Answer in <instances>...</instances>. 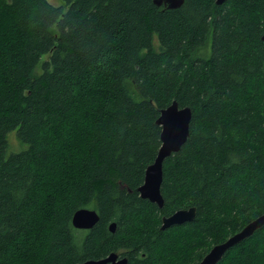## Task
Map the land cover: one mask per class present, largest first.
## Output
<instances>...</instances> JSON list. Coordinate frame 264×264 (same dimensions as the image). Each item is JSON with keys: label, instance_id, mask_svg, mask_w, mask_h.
Here are the masks:
<instances>
[{"label": "trees", "instance_id": "trees-1", "mask_svg": "<svg viewBox=\"0 0 264 264\" xmlns=\"http://www.w3.org/2000/svg\"><path fill=\"white\" fill-rule=\"evenodd\" d=\"M263 33L264 0H0V264H200L263 214ZM174 100L193 117L159 207L138 187ZM217 264H264V226Z\"/></svg>", "mask_w": 264, "mask_h": 264}, {"label": "water", "instance_id": "water-1", "mask_svg": "<svg viewBox=\"0 0 264 264\" xmlns=\"http://www.w3.org/2000/svg\"><path fill=\"white\" fill-rule=\"evenodd\" d=\"M224 0H217L222 3ZM185 0H154L158 6L165 9H174L182 6ZM264 40V33L262 35ZM193 117V110L190 106H180L174 100L168 107L161 109L157 119V124L162 126L161 147L152 164L145 173L143 184L138 187V191L143 198L157 203L159 207L164 205V197L161 191L164 176V161L167 157L178 152L187 142L190 135V125ZM196 207L192 206L175 211L169 216H163L162 229L173 225L183 224L192 221L196 216ZM100 219L99 212L93 208L83 207L75 211L72 223L78 229H90ZM264 226V213L247 223L240 231L228 237L221 243L214 245L208 253L204 255L200 264H217L233 246L252 236L256 230ZM117 223L110 224V230L115 231ZM79 264H128V258H120L118 252H112L105 258L89 259Z\"/></svg>", "mask_w": 264, "mask_h": 264}, {"label": "rangeland", "instance_id": "rangeland-1", "mask_svg": "<svg viewBox=\"0 0 264 264\" xmlns=\"http://www.w3.org/2000/svg\"><path fill=\"white\" fill-rule=\"evenodd\" d=\"M52 4L56 6H62L65 4V0H49ZM154 45L156 49H159V42L157 37L155 38ZM47 58V55L43 56V60ZM40 72V68L37 69V73ZM9 142H10V147L12 150H20L21 148L24 147V145L19 141L16 131H13L9 134Z\"/></svg>", "mask_w": 264, "mask_h": 264}, {"label": "flooded vegetation", "instance_id": "flooded-vegetation-1", "mask_svg": "<svg viewBox=\"0 0 264 264\" xmlns=\"http://www.w3.org/2000/svg\"><path fill=\"white\" fill-rule=\"evenodd\" d=\"M117 252L120 254V258H122V257H126V256L122 255L121 252H119V251H117ZM104 258H105V257H104Z\"/></svg>", "mask_w": 264, "mask_h": 264}]
</instances>
